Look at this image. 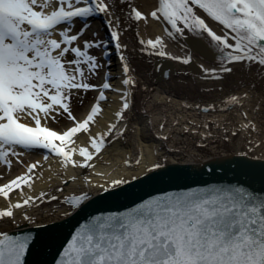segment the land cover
Listing matches in <instances>:
<instances>
[{"label":"snow or ice","instance_id":"snow-or-ice-1","mask_svg":"<svg viewBox=\"0 0 264 264\" xmlns=\"http://www.w3.org/2000/svg\"><path fill=\"white\" fill-rule=\"evenodd\" d=\"M117 4L126 6L121 9L123 21L116 14ZM99 16L104 17L110 39L97 40L95 33L91 40L84 39L89 18ZM149 16L166 22L169 27L164 33L172 40L185 31L197 37L206 34L223 72L230 73V65L244 62L264 70V0H156L150 13H143L132 0H0V164L10 166L8 158L18 156L17 149H40L46 151L45 160L54 155L67 167L88 168L93 153L100 154L110 139L122 137L127 129L119 125L135 105L137 82L120 37L122 31ZM77 20L82 22L79 29L74 27ZM209 21L220 26V34ZM138 43L145 55L184 65L192 61L190 54L181 57L167 52L161 36L138 37ZM112 47L120 75L114 78L110 70L105 71L102 83H91L105 66L91 50L101 49L110 68ZM202 71L205 77L222 78L215 69ZM257 75L264 78V71ZM89 91L98 95L85 118L77 120L73 98L82 102L80 94ZM108 91L120 97L116 122L93 134ZM240 100L231 95L219 110L238 106ZM197 109L217 110L215 105H197ZM25 115L34 126L19 122ZM56 116H66L71 126L59 132L42 126ZM82 135L87 138L85 145L77 143ZM77 154L83 162L74 159ZM38 167V163L29 164L25 174L0 186V195L8 201L0 210V222L15 221L16 210L49 198L45 192L34 197L22 191L24 186L32 187V174ZM122 183L116 179L111 186ZM16 189H21V202L12 203L9 194ZM87 197L85 192L63 202L77 208ZM21 219L35 223L27 212ZM32 243L30 233L11 236L0 232V264H25ZM55 264H264V191L228 184L156 195L125 211L92 218L73 234Z\"/></svg>","mask_w":264,"mask_h":264},{"label":"bare ground","instance_id":"bare-ground-1","mask_svg":"<svg viewBox=\"0 0 264 264\" xmlns=\"http://www.w3.org/2000/svg\"><path fill=\"white\" fill-rule=\"evenodd\" d=\"M132 4L143 13H150L154 10L156 0H132ZM123 7L126 6L116 5V14L122 21ZM101 20H104L103 16ZM89 22L91 27L87 30L88 34L95 33L97 40L110 39L105 25L101 32L108 33V38L100 32V18H89ZM210 23L220 34V26ZM165 27H169L166 22L149 16L138 26L132 24L126 31H122L120 43L126 46L124 54L134 69L137 82L135 105L127 112L126 121L119 125L127 129L124 135L119 139H110L100 154L93 153L90 167H67L60 164L54 155H49L45 160L46 151L40 149H17L20 154L8 158L10 166L0 164V186H3L17 175L25 174L29 164L38 163L39 167L32 174V187L24 186L22 191L34 197L45 192L49 197L34 207L16 210L15 221L5 219L0 222V232L57 221L74 209L63 202L64 198L83 195L85 192L89 197L112 185L116 179L123 180L164 162L219 154H240L264 159V78L257 75L258 71L264 70L255 64L249 67L244 62L230 65L233 69L230 73L223 72L219 56H214L218 53L211 47L210 38L206 34L197 37L185 31L183 36L177 35L172 40L164 33ZM156 36L165 40L167 52L181 57L190 54L192 61L184 65L177 60L142 53L138 37L148 39ZM109 50L112 53L111 66L109 68L106 60L100 57L101 64L105 66L100 68L101 79L94 83L96 85L103 82L105 71L110 70L114 78L120 75L115 49L112 47ZM94 51L92 49L91 54L97 56ZM99 51L100 55L103 54L101 49ZM202 68L215 69L222 78L205 77ZM113 82L119 81L114 79ZM93 92V97L84 109L77 114L73 112L77 120L87 115L98 95L96 91ZM106 95L107 101L101 105L103 111L92 126L93 134L106 131L108 124L116 122L115 111L120 107V97L111 91L106 92ZM231 95L241 97L238 106L220 111L222 101ZM197 105L201 108L215 105L217 110L205 113L199 111ZM245 113L246 117L243 115ZM22 120L33 122L27 115ZM42 123L53 129L58 128V132L71 126L69 120L61 126L52 125L49 120ZM161 124L164 125L163 129ZM205 124L209 126L207 129ZM234 132L238 134L233 136ZM204 136L207 138L202 139ZM77 143L85 145L86 136H80ZM74 159L83 162L78 154ZM20 192L21 189L10 192L12 203L21 202ZM51 196L57 199L51 200ZM7 204L8 201L0 195V210H4ZM25 212L33 217L35 223H26L21 219Z\"/></svg>","mask_w":264,"mask_h":264},{"label":"water","instance_id":"water-1","mask_svg":"<svg viewBox=\"0 0 264 264\" xmlns=\"http://www.w3.org/2000/svg\"><path fill=\"white\" fill-rule=\"evenodd\" d=\"M158 165L123 179L119 186L109 185L95 192L57 221L7 231L11 236L31 234L33 243L24 258L25 264H55L73 234L92 218L125 211L156 195L228 184L264 191V159L254 156L219 154Z\"/></svg>","mask_w":264,"mask_h":264},{"label":"rangeland","instance_id":"rangeland-1","mask_svg":"<svg viewBox=\"0 0 264 264\" xmlns=\"http://www.w3.org/2000/svg\"><path fill=\"white\" fill-rule=\"evenodd\" d=\"M96 56V55H95ZM98 58V56H96ZM99 62L101 63L100 59L98 58ZM99 75H100V71L98 73V77H93L91 78V83H98L99 82ZM94 92L93 91H89L86 94L85 93H81V97H82V102L79 98H73V103H72V111L77 114L80 113L84 107L88 104V102L91 100V98L93 97L92 95ZM67 117L66 116H56L55 120L49 119L50 124L52 125H57V126H61L63 124L67 123Z\"/></svg>","mask_w":264,"mask_h":264}]
</instances>
